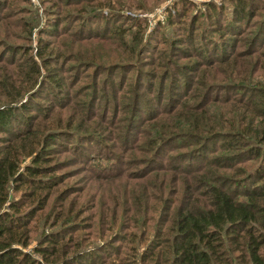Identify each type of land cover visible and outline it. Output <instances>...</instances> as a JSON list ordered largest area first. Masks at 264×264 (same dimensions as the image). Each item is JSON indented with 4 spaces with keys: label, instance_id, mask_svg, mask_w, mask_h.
Wrapping results in <instances>:
<instances>
[{
    "label": "rangeland",
    "instance_id": "obj_1",
    "mask_svg": "<svg viewBox=\"0 0 264 264\" xmlns=\"http://www.w3.org/2000/svg\"><path fill=\"white\" fill-rule=\"evenodd\" d=\"M109 1L110 7L103 6ZM250 1H244L252 12L244 17L245 23L241 20L230 27L227 16L234 0H0V69L7 74L16 72L17 82L37 83L32 92L41 91L34 100L40 111L25 109L21 114L33 117L50 109L51 115L62 114V125L74 121L68 129L58 130L56 144L50 146L44 164L57 169L54 174L60 182L51 188L41 212H35L41 213V218L48 210L65 212L59 206L62 197L66 209L71 206L77 210L67 234L82 238L77 249L83 252L82 257L74 264H140L139 253L145 250L153 231L167 230L170 219L162 207L179 196L167 176L174 180L180 175L161 171L154 164L166 163L161 159L164 152L175 156L187 152L189 146L170 149L160 142L156 159L148 161L153 153L143 150L149 147L145 142L152 131L150 125L162 117L166 104L181 97V90L193 88L191 82L198 72H206L205 81L218 85L203 87L202 98L239 96L235 88H220L219 84L230 83L224 80L222 62L228 55L255 51L264 62V0ZM52 23L58 27L51 32ZM235 27L237 32L231 31ZM41 40L58 48L66 58L45 67L34 59L39 75L33 76L35 81L25 82L30 73L24 72L27 68L20 59L33 56ZM221 55L227 56L218 59ZM47 71L53 79L50 88L42 79ZM181 73L192 80L182 79ZM262 75L257 74L259 78ZM171 80L175 83L169 85ZM252 97L255 100L254 93L241 98ZM102 107L105 116L101 115ZM13 119L17 122L12 121L10 130L22 127L18 114ZM0 137L6 134L0 132ZM217 145L218 141H211L201 146L202 155L210 158L208 149ZM221 153L231 152L213 155ZM182 157L179 166L192 165ZM237 161H228L234 169L208 165L206 169L213 176L220 175L217 172L226 175L224 185L232 190L235 187V196L241 197L252 180L240 179L253 171L257 161ZM24 163L28 160L20 163V171ZM154 175L166 179L164 188L163 179L151 180ZM41 218L29 224L30 240L23 250L31 255L37 235L56 229L52 218L45 224Z\"/></svg>",
    "mask_w": 264,
    "mask_h": 264
},
{
    "label": "trees",
    "instance_id": "obj_2",
    "mask_svg": "<svg viewBox=\"0 0 264 264\" xmlns=\"http://www.w3.org/2000/svg\"><path fill=\"white\" fill-rule=\"evenodd\" d=\"M244 1L234 0L230 16H227L230 27L234 22H244V17L252 13L246 9ZM110 2L103 6L110 7ZM252 2L249 0L250 4ZM51 26V32L58 27L57 23ZM262 27L261 23L258 29ZM237 29L231 28V31L237 32ZM255 34H252L253 40ZM49 45V42L41 40L33 56L20 59L27 68L24 72L28 70L30 73L25 82L35 81L33 76L39 75L34 59L45 67L66 58L58 48ZM254 52L234 53L226 58L223 57L227 55H221L218 58H223L224 80L230 83H221L223 87L217 83L220 88H235L238 97L202 98L203 87L218 85L205 81L206 72H198L195 81L191 82L193 88L181 90V97L171 105L166 104L167 107L160 113L162 117L149 124L152 131L145 142L149 147L143 150L153 153L148 161L156 159L160 142L170 149L189 147L187 152L175 156L164 152L161 159L166 163L154 164L161 171L172 170L180 175L174 180L167 176L179 196L174 199L177 200L175 208L172 205L174 201H167V206L162 207L166 209L170 224L165 231L161 228L153 231L152 241L139 253L140 264H264V62ZM20 61L15 65L17 69H20ZM0 72V132L6 134V137H0V264H74L82 257L83 252H77L82 238L67 234L73 228L70 224L75 220L77 210L71 206L66 209L63 206L65 197H62L59 206L65 212L52 213L48 210L43 218L41 213H35L37 210L41 212L50 197L51 188L60 182L58 175L54 174L57 169L44 164L49 158L50 146L56 144L58 130L68 129L74 121L70 119L62 125V114L51 115L50 109L33 117L22 115L25 109L40 111L34 100L41 95V91L32 92L37 83L27 85L16 81V72L7 74L8 71L2 68ZM181 74L182 79H191ZM257 74L263 75L259 78ZM46 75L42 78L43 83L46 82L45 86L50 88L53 79H49L52 77L48 71ZM174 83L175 80H171L168 84ZM247 93H254L255 100L253 97L250 100L241 98ZM101 112L105 116V108L102 107ZM15 113L20 116L22 127L10 130L8 126L16 121L13 119ZM211 141H218V145L208 149L207 153L212 154L209 158L202 155L200 147ZM225 150L231 153L213 155ZM181 157L192 165L179 166L177 162ZM24 159L28 163H24L20 171L19 165ZM231 159L237 162L246 159L257 161L253 171L244 173L241 177L244 179H240L241 182L252 180L250 189L241 192V197L235 196V187L232 190L224 185L222 180L227 179L226 175L217 172L220 175L213 176L211 170L206 169L207 165L221 170L234 169L235 166L228 162ZM235 171L239 170L236 168ZM159 178L163 179L161 175H154L151 180ZM165 181L163 179V188ZM40 218L44 221L42 224L52 218L56 229L42 230L37 235L36 244L31 246L34 255H31L23 250L30 240L29 224ZM110 264L115 263L111 261ZM116 264H121V261Z\"/></svg>",
    "mask_w": 264,
    "mask_h": 264
}]
</instances>
